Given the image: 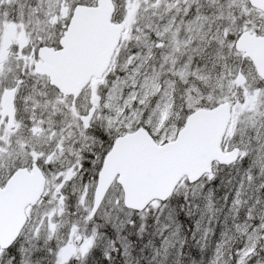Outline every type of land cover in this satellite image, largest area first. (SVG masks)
<instances>
[{
  "label": "snow or ice",
  "instance_id": "obj_1",
  "mask_svg": "<svg viewBox=\"0 0 264 264\" xmlns=\"http://www.w3.org/2000/svg\"><path fill=\"white\" fill-rule=\"evenodd\" d=\"M0 264H264V0H0Z\"/></svg>",
  "mask_w": 264,
  "mask_h": 264
}]
</instances>
